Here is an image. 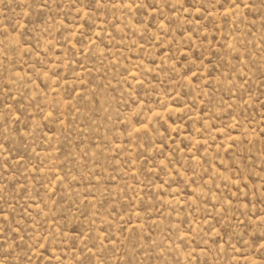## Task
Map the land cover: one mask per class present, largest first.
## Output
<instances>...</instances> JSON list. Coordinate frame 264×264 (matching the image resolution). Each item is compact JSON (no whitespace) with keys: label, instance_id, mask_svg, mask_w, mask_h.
<instances>
[{"label":"rangeland","instance_id":"374dc122","mask_svg":"<svg viewBox=\"0 0 264 264\" xmlns=\"http://www.w3.org/2000/svg\"><path fill=\"white\" fill-rule=\"evenodd\" d=\"M0 264H264V0H0Z\"/></svg>","mask_w":264,"mask_h":264}]
</instances>
